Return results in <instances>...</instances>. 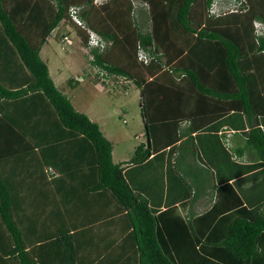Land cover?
<instances>
[{"label":"trees","instance_id":"16d2710c","mask_svg":"<svg viewBox=\"0 0 264 264\" xmlns=\"http://www.w3.org/2000/svg\"><path fill=\"white\" fill-rule=\"evenodd\" d=\"M10 1L0 0V264H264V36L253 30L264 0L219 16L208 13L211 0H141L145 29L133 0ZM71 6L87 28L125 45L120 65L90 50L99 78L128 77L140 89L145 140L128 161H113L112 141L40 57L61 21L86 45ZM180 157L197 167L182 170ZM152 173L178 183L163 210ZM22 175L37 188L17 185ZM195 180L220 204L181 216L173 193L194 199ZM34 189L44 197L23 200Z\"/></svg>","mask_w":264,"mask_h":264},{"label":"rangeland","instance_id":"374dc122","mask_svg":"<svg viewBox=\"0 0 264 264\" xmlns=\"http://www.w3.org/2000/svg\"><path fill=\"white\" fill-rule=\"evenodd\" d=\"M66 26L64 30L69 31L70 35L66 46L62 45V40H54L52 35L56 30H53L40 56L44 60L48 59L50 75L58 89L66 93L74 108L96 122L112 141L113 161H128L135 147L145 140L140 114V89L123 78L115 84L109 79L112 77L109 74L101 77L99 82L95 80L93 73H97L96 68L91 72L88 62L81 57V38L72 27ZM61 29L57 28L63 32ZM85 47L88 48L87 45ZM76 77L81 78L80 81L70 84L69 79Z\"/></svg>","mask_w":264,"mask_h":264},{"label":"crops","instance_id":"0c3cea01","mask_svg":"<svg viewBox=\"0 0 264 264\" xmlns=\"http://www.w3.org/2000/svg\"><path fill=\"white\" fill-rule=\"evenodd\" d=\"M12 1V0H11ZM10 1V2H11ZM15 2H19L21 4H25L27 3V0H15ZM133 3V15L135 18H138L140 20V23L142 25V27L145 29V22L143 20V18H145V13H146V10H145V5L141 2V0H133L132 1ZM68 24L69 27H72L74 29V31L76 32V34L81 38V41H80V46L82 48V54H81V57H84L85 60L88 62L90 68H91V72L93 70V68L95 69L96 67L92 65L91 63V58H93V54H92V50L86 48L85 46V43L83 41V36H84V33L80 30V29H77L75 27H73V25H70L69 22L67 21H61L59 23V25L53 29V30H56L55 33L52 35L54 40H59L61 41V38H62V35H68V37L70 36L69 35V31L67 30H64L65 27H67L66 25ZM57 28H59V30L62 28L63 29V32H60L59 30H57ZM61 29V30H62ZM53 30L50 32V34L46 37V41L43 43V45L41 46L40 48V52L39 54L41 53V50L44 46V44L47 42V39L48 37L51 35V33L53 32ZM105 39V38H104ZM106 41L110 42V45L107 47V50H105V55H106V59L112 63V64H115V65H120L122 63V60H123V51H124V43L121 39V37H118L115 41H109L107 39H105ZM62 42V41H61ZM82 44V45H81ZM62 45L63 46H66L65 45V42H62ZM84 46V47H83ZM83 52L85 54H83ZM42 58V56H40ZM43 59V58H42ZM44 60V59H43ZM48 66V69H49V64H48V59L47 60H44ZM79 61V60H78ZM97 70V69H96ZM49 73H50V69H49ZM112 77L109 79L110 80H113L115 84H117L119 82V80L121 78L125 79L126 81H131V79H129L128 77H122V76H118V75H112L110 74ZM51 76V75H50ZM93 77L95 78V80H97L98 82L101 81V77L99 78L95 72L93 73ZM52 78V76H51ZM53 79V78H52ZM75 80H77L78 82L80 81L81 78L79 77H76V78H73ZM54 81V80H53ZM74 81H71V83H73ZM55 83V82H54ZM103 83H106L103 81ZM128 83V82H127ZM133 83V82H132ZM134 84V83H133ZM135 85V84H134ZM125 89H127V86L125 85L124 86ZM66 94V93H65ZM141 97V95H140ZM216 105H221L220 103L216 102L215 103ZM205 117V116H204ZM207 117V116H206ZM215 119H213L212 117L208 119V121H213ZM224 142H225V148L231 150L236 144H237V141L233 139V134H232V131H229L227 130L226 131V137L224 138ZM112 153H113V150H112ZM220 153V150L218 149H211V153L209 154V157L213 158V160L217 159L219 157V159L222 157V155H219ZM205 155V154H204ZM206 156V155H205ZM235 158L237 157L236 155L234 156ZM181 159L180 161V164L179 166L181 167L182 170H184L185 168H189L190 166L193 167H197V165H195L194 161L191 160V158H179ZM243 162H249L250 160L245 156V157H242L241 158ZM152 160V159H151ZM223 163V165L225 166L226 164L224 163L225 161V158H222L220 159ZM219 160V161H220ZM220 161V162H221ZM123 162V161H122ZM194 164V165H193ZM193 165V166H192ZM161 171L164 172L165 170H167V167L166 165L165 166H162L161 167ZM225 168V167H224ZM227 169H230L232 168V166H226ZM259 168V167H258ZM258 171H262L261 169L260 170H256L255 172H258ZM252 171H247L246 173H244V175H249L251 174ZM153 174V173H152ZM256 174V173H255ZM151 175V174H149ZM39 176V175H38ZM37 176V177H38ZM41 178H43L44 176L40 175ZM39 176V177H40ZM153 177H154V180L156 181V185L158 186L157 188H154V190L156 191L155 194L157 195V201H156V205H158L159 207V210H163L165 208V206L167 205L166 201L167 199L169 198V195H170V190H172V192L174 191V187H177V184L178 183H174V184H171L169 186V175H165L163 174L162 176L158 177L156 176L155 174H153ZM162 177V178H161ZM26 178L28 179V177H25V175H22V177L19 178V182L17 185L19 186H24L25 188L26 187H31V188H37L36 185H39V182H36V177L33 176V180L31 181V183L28 182V180H26ZM151 178V176L149 177V179ZM257 179H255L254 182H258V181H262L261 180H258V177H256ZM26 180V181H24ZM161 180H163V182L161 183ZM42 182H43V179H42ZM193 185L195 186V188L197 187V191L198 192H193L195 193V197L194 199L191 197H188L187 199H183L184 201L182 203L179 202V199H180V191H176L173 193L174 197H175V210L176 212L181 215V216H184L186 213L188 212H191L193 213L195 216L196 215H199L201 214L202 212L210 209L212 206L216 205L217 203H219L218 201H216V198H215V194L213 192V189L212 187H208V185H204L202 184L201 182H196L195 180V183H193ZM195 191V189H194ZM182 192V191H181ZM172 195V194H171ZM172 195V196H173ZM23 198V200H27V202H36V201H39L41 200L42 197H44V194H39L37 193V191L34 189V191H32L30 194H28V192H26V194H23L21 196ZM173 199V198H172ZM262 198H260L261 200ZM172 201V200H171ZM220 204V203H219ZM221 209V208H220ZM86 255H84L85 257ZM105 260V259H104ZM99 261L100 260H95L94 262L99 264Z\"/></svg>","mask_w":264,"mask_h":264},{"label":"built area","instance_id":"2783aa9c","mask_svg":"<svg viewBox=\"0 0 264 264\" xmlns=\"http://www.w3.org/2000/svg\"><path fill=\"white\" fill-rule=\"evenodd\" d=\"M107 0H93L96 4H101L106 2ZM247 1L246 0H211L208 13L213 16H219L226 12H236L247 9ZM80 7L79 6H71L68 10L69 20L79 26L81 29L85 30L87 35V47L90 49H97L98 51H104L109 45L110 42L106 41L102 36H100L97 32L87 28L85 26L84 20L80 17ZM253 30L256 36H264V22L260 20L253 21ZM68 35H63L61 40L62 42H66L68 40ZM136 56L138 60L147 63L150 60V56L141 46H137Z\"/></svg>","mask_w":264,"mask_h":264},{"label":"water","instance_id":"95a60500","mask_svg":"<svg viewBox=\"0 0 264 264\" xmlns=\"http://www.w3.org/2000/svg\"><path fill=\"white\" fill-rule=\"evenodd\" d=\"M145 132H146V142H147V146L149 147L150 146V140H149V134H148L147 129H145Z\"/></svg>","mask_w":264,"mask_h":264},{"label":"clouds","instance_id":"9594fccd","mask_svg":"<svg viewBox=\"0 0 264 264\" xmlns=\"http://www.w3.org/2000/svg\"><path fill=\"white\" fill-rule=\"evenodd\" d=\"M106 49H107V48H106ZM106 49H105V50H106ZM105 50H104V51H105Z\"/></svg>","mask_w":264,"mask_h":264}]
</instances>
